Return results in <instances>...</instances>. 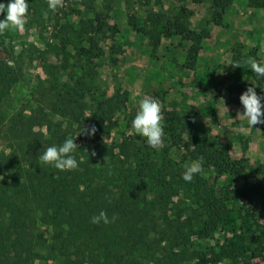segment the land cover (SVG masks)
<instances>
[{"label": "trees", "instance_id": "1", "mask_svg": "<svg viewBox=\"0 0 264 264\" xmlns=\"http://www.w3.org/2000/svg\"><path fill=\"white\" fill-rule=\"evenodd\" d=\"M29 1L34 15L53 12L47 0ZM229 1L212 0L213 23H221ZM81 2L94 7L93 0ZM248 4L264 7V0H248ZM183 13L172 17L159 14L156 21L161 30L150 34V39L153 49L160 43L159 35H179L189 41L183 65L192 68L206 30L188 26ZM98 15L96 23L79 26L55 19L52 36L63 54H70L69 44L87 58L102 54L91 34L104 28ZM82 40L88 46L80 45ZM47 45L57 47L56 43ZM21 77L20 66L0 58V136L11 141L8 151L0 150V264H33L37 259L52 260L53 264H148L150 260L156 264H189L197 257L193 238L210 235L224 213L215 204L214 189L202 176L203 169L210 167L215 177L234 179L245 169L241 158L230 156L229 144L210 139L202 129L186 130L181 144L171 132L169 139L172 145L182 147V158H203L202 171L186 182L185 166L168 156V147L155 149L141 142L127 152H114L112 146L103 143L112 132L114 114L125 106V92L99 99L86 118L77 106L84 94L63 84L56 75L40 89L38 104L29 115L6 114L1 104ZM260 96L264 98V91ZM163 114L169 122L178 119L172 110L163 108ZM37 119L48 124L46 131L35 129ZM93 124L95 134L78 141L80 129ZM75 136L79 146L73 153L79 162L77 169L60 171L40 161L47 147L59 146ZM167 139L164 137V142ZM260 187L240 191L255 208L262 203ZM101 210L109 218L114 214L117 218L109 224L92 223L91 218ZM42 224L52 228L49 239ZM220 257L214 254L202 260L208 263Z\"/></svg>", "mask_w": 264, "mask_h": 264}, {"label": "rangeland", "instance_id": "2", "mask_svg": "<svg viewBox=\"0 0 264 264\" xmlns=\"http://www.w3.org/2000/svg\"><path fill=\"white\" fill-rule=\"evenodd\" d=\"M9 0H0L7 4ZM23 32L9 28L0 34V58L21 67L22 77L1 104L6 114L29 115L37 106L40 89L59 75L63 84L84 94L77 106L86 118L95 103L104 97L122 94L125 106L113 117V129L103 143L129 151L146 142L135 134L132 120L144 96L159 99L163 108L172 110L178 119L164 117L168 156L183 166L193 159L182 158V147L172 145L174 132L181 144L186 130L202 132L229 144V154L241 158L245 169L237 178L215 177L212 168L203 169L202 176L214 189L216 206L224 213L216 229L208 236L193 238L195 251L189 264H264V124L251 127L242 115L240 94L254 87L258 95L264 91V77L257 76L246 63L254 57L264 64V7H253L248 0H230L220 24L212 22V0H93L91 9L81 0H64V6L47 18L31 13ZM184 8V10L182 9ZM183 11L186 24L193 29L205 28L206 37L192 68L183 64L189 41L179 35L160 36L153 49L150 34H159L158 15L174 16ZM104 28L91 32L102 54L84 57L72 44L66 56L53 38L55 19L67 20L76 26L96 23V14ZM5 14H0V20ZM56 43L57 47L48 46ZM80 45L88 46L86 40ZM240 63L241 67H233ZM264 103V100H262ZM57 117L53 118V121ZM171 127V130L165 129ZM48 124L37 119L35 129L46 131ZM174 130V131H173ZM84 135L78 134L82 141ZM10 139L0 136V150L8 151ZM148 144V143H147ZM162 147V146H161ZM155 148V149H160ZM259 185L262 203L258 208L241 197L240 191ZM44 236L50 238L52 228L42 224ZM219 254L216 261L203 262L204 257ZM33 264H53L37 259ZM148 264H156L150 260Z\"/></svg>", "mask_w": 264, "mask_h": 264}, {"label": "clouds", "instance_id": "3", "mask_svg": "<svg viewBox=\"0 0 264 264\" xmlns=\"http://www.w3.org/2000/svg\"><path fill=\"white\" fill-rule=\"evenodd\" d=\"M48 9L56 11L64 6V0H47ZM29 5L27 0H9L7 4L0 3V14H5L4 19L0 20V34H3L9 28L23 32L27 23ZM48 13L43 12V16L47 18ZM246 63L250 65L251 70L257 76L264 77V64L257 61L254 57H248ZM233 67H241L240 63H236ZM262 98L257 94L254 87L249 86L243 91L239 100L243 105L242 115L247 119L251 127L264 124V103ZM91 116V115H89ZM164 114L162 102L152 96H144L139 102V110L136 112L132 120V128L135 134L143 136L149 146L159 148L164 143ZM96 132V126L90 125L82 127L76 134L92 136ZM75 138L69 137L57 146L52 145L46 148L39 159L45 164H51L60 171L75 170L79 167V162L73 153L79 147L75 142ZM91 155H95L92 151ZM202 157L199 160L193 161L185 166L183 179L186 182H191L193 177L202 171ZM115 214L109 218L106 211L101 210L98 215L91 218L94 224L104 223L109 224L115 221Z\"/></svg>", "mask_w": 264, "mask_h": 264}]
</instances>
